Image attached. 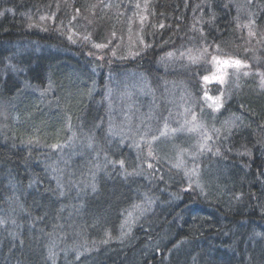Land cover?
<instances>
[{
	"label": "trees",
	"instance_id": "trees-1",
	"mask_svg": "<svg viewBox=\"0 0 264 264\" xmlns=\"http://www.w3.org/2000/svg\"><path fill=\"white\" fill-rule=\"evenodd\" d=\"M123 2L128 15L144 8L150 24L160 26L146 37L147 48L138 57L115 60L85 52L91 40H117L122 28H113L106 7ZM1 17L6 21L0 20V218L13 227L0 232V248L13 252L2 264H32L33 250L37 264H52L49 257L58 264H126L129 258L135 264H175L177 255L180 264H264V0H0ZM75 24L95 27L85 43L67 31ZM213 45L222 57L248 67L234 86L229 83L228 98L221 90L219 109L195 112L212 138L199 149L201 136L175 132L171 148L173 155L181 154L183 166L162 161L150 174L142 169L135 177V165L125 164L128 155L114 153L113 139L131 146L130 137H144L148 108L156 115L165 109L172 120L184 108L198 109L201 103L193 94L205 61L177 81L158 76L155 89L121 84L103 95L99 106L91 101L88 77L102 71L122 83L128 74L151 71L178 46L197 51ZM23 47L35 56L40 72L27 83H13L12 58L20 61ZM58 70L62 83L42 81ZM24 105L30 106L28 114ZM85 105L72 136L66 134L58 116ZM102 107L110 109L105 110L110 124L95 138L92 121ZM66 142L73 157L44 161L55 154L46 147ZM123 162L124 172L105 168ZM187 168L197 183L188 192L180 174ZM137 204L157 210L145 217L147 209L139 210L134 243L115 245L122 216ZM173 226H181L184 238H166Z\"/></svg>",
	"mask_w": 264,
	"mask_h": 264
},
{
	"label": "rangeland",
	"instance_id": "rangeland-1",
	"mask_svg": "<svg viewBox=\"0 0 264 264\" xmlns=\"http://www.w3.org/2000/svg\"><path fill=\"white\" fill-rule=\"evenodd\" d=\"M116 2V1H113ZM117 3V2H116ZM125 2L119 6H110L106 7V10L112 16V26L114 29L118 27L122 28L121 34L118 36L117 40H114L113 37H110L106 42L100 41V43H93L91 40L88 43L87 53L103 56L108 59H118V58H129L127 54H130L132 58L138 57L143 50L147 48L146 37L150 38L152 36V29L158 30L159 25L150 24V17L147 15L144 8L139 9L135 13L128 15V11L124 10ZM93 20L92 14H89L87 17V24L90 25V21ZM79 22L84 24L85 22L78 19ZM252 26L255 24L252 22ZM87 27V26H85ZM95 29L93 25L89 29H86L79 24H75V27L68 28L67 31L70 33H75L74 37L76 40H80L85 43V41L92 35V31ZM116 38V36H115ZM236 40H239L236 38ZM99 46V47H98ZM77 47H83L77 45ZM247 47V46H245ZM237 55V54H236ZM205 61V69H201L200 72L196 75L197 83L194 90V96L197 98V101L200 104L199 108L196 110H190L189 108L182 109L181 113L176 114L175 118H172L166 115L167 110H163L159 115L152 114V109L148 108V112L143 116V121L145 126H148L147 134L140 138L137 136L130 137L129 143L131 146H128L127 142L118 141L113 139V142L116 146L113 147L114 153L117 156L121 154L128 155L125 164L132 163L135 165V177H139L140 170H144L145 174H150L151 170H156V164H161L162 161H175L176 164L180 165L181 168L183 165V158L180 153L173 155L171 148V139L176 137L175 132L181 131L187 135H196L201 136L202 140L196 145L199 149L203 148L205 143L210 141L212 135H209L207 132V127L204 124L198 121L197 112L201 108L208 109L210 107L213 111L219 109L222 105L224 96L228 98L230 95L227 93L229 83L234 86L241 75L246 73L248 65L240 61L239 65H236L234 62L239 61L232 58H225L221 56L218 45H213L211 48L205 49L200 47L197 51H186L181 49L179 46L170 53H165L160 62L151 68V71L145 72L141 71L137 74H128L127 81H123L122 85H130V87L142 85L144 91L158 88V76H164L169 80L177 81L180 78V74L187 72L190 69L199 67L200 63ZM227 61L228 63H225ZM122 59H119L118 63H122ZM254 75H257L255 69H251ZM195 71V70H194ZM198 71V70H197ZM255 71V72H254ZM189 72V71H188ZM151 78L149 79V75ZM207 78V79H205ZM148 80V81H146ZM180 86V85H178ZM187 90H190L191 87H186ZM114 88L111 90L113 93ZM221 90L224 91L221 95ZM170 90L165 91V102L168 101V93ZM170 97H174L175 94H169ZM110 98V96H109ZM172 120V123L170 121ZM141 125H136L134 127L139 128ZM226 129L229 130L231 123L229 121L224 123ZM226 131V130H225ZM143 137V138H142ZM37 147H35L36 149ZM125 148L127 150L121 152V149ZM130 152L129 153V150ZM36 153L39 151L36 149ZM128 153V154H127ZM157 154L159 158L155 155ZM105 160H108L106 156ZM44 161L50 162L49 157L45 158ZM122 166H111L105 165V168L117 170L118 168L124 169L126 165ZM155 164V166H154ZM191 171L187 168L184 171H180L182 182L184 184L185 191H190L193 179H195V174H191ZM106 174H111L114 172H104ZM161 177V176H160ZM184 180V181H183ZM193 183H196L195 181ZM197 183L195 184V186ZM87 188H89L86 185ZM90 189V188H89ZM193 190V189H192ZM194 191V190H193ZM84 192V191H82ZM147 209L146 214L143 216L151 215L153 211L157 208H151V206L145 207V205H133L129 210H127L122 216L121 223L119 225L118 231L115 234L113 243L118 246H125L124 244H133L134 243V234L138 235L139 231L136 229L139 227L137 221L141 216V211ZM10 224V223H9ZM11 225V224H10ZM140 228V227H139ZM13 232V228H12ZM164 233V232H163ZM167 238H172L168 236ZM80 255H76L79 257Z\"/></svg>",
	"mask_w": 264,
	"mask_h": 264
},
{
	"label": "bare ground",
	"instance_id": "bare-ground-1",
	"mask_svg": "<svg viewBox=\"0 0 264 264\" xmlns=\"http://www.w3.org/2000/svg\"><path fill=\"white\" fill-rule=\"evenodd\" d=\"M0 20L6 21V18L1 17ZM3 48L4 46L0 45V56H1V51L3 50ZM26 48L27 47L21 48V55H18V59L20 61H17L15 58H12L13 59L12 62L15 64V68L14 69L11 68L9 70L10 74L13 75L10 82L16 83L18 80L24 79L25 82L27 83L29 82V78L32 77V73L40 72L35 56L31 52H29L28 49ZM117 77L118 76H116L113 73H104L102 71L97 72L96 70L93 71V73H91V75L88 77L86 82H90L92 84L91 101H93L95 106H99L103 95H105L108 92H111L113 88L121 89L123 87L121 83L117 80ZM48 80H52L54 86L62 83L64 80L63 72L60 70L55 71V72H48L47 75L42 79V81H48ZM85 107L86 105L79 106L78 108L80 109H72L71 111L68 112L67 117L64 116L63 114H60L58 116V120L61 123L62 128L65 129L64 132H66V134H69L70 136H72V132H71L73 131L71 130V128H73L72 124L78 123L80 121V118L82 117L81 115L85 111ZM22 109L27 114L31 111L29 105H24ZM99 109L101 108L99 107ZM33 110L34 109H32V113H33ZM105 110L107 111V114L110 112V109H105ZM105 110H103V107H102L103 112L100 115V117H98V119L95 117L94 120L92 121L95 129H93L91 133H94L93 137L95 138L99 136V134L102 132V129L104 127L110 124V119L108 115L106 114ZM16 148L18 150L23 151L22 146L18 145ZM46 148L49 149V151H55V154L49 157V160L52 161L53 163L54 161L57 162L56 160L58 159L60 160L65 155L68 157H73V152L67 146V142L64 144H60L59 146H55V147L52 146V147H46ZM80 152H83V149H80ZM73 167L76 169L80 168L78 167L77 164H75ZM31 179L32 177H30L28 180H31ZM49 180H50V177H49ZM82 187H85V186H82ZM37 192L38 194L42 195L43 188L41 186H38ZM12 228L13 227L8 222H5L4 220L0 218V232H4V233L11 232ZM181 232H182L181 226L180 227L173 226V229L171 231H167L165 233V236L166 238L168 236H172V238H184ZM11 237H14V235H12ZM32 238H36V237H32ZM11 253L13 252L9 246L0 248V264H2V260L6 258L8 255H10ZM28 259L32 264H37L38 256L35 255V250L32 251V254L31 253L29 254ZM49 259L52 262V264H58V262H55V260L51 259L50 257ZM179 261H180V256L177 255L176 260L173 263L180 264ZM126 264H135L134 259L133 258L127 259Z\"/></svg>",
	"mask_w": 264,
	"mask_h": 264
},
{
	"label": "snow or ice",
	"instance_id": "snow-or-ice-1",
	"mask_svg": "<svg viewBox=\"0 0 264 264\" xmlns=\"http://www.w3.org/2000/svg\"><path fill=\"white\" fill-rule=\"evenodd\" d=\"M99 47V46H98ZM225 63H228L227 61H225ZM236 65H239L240 64V61H235L234 62ZM205 79H207V78H205Z\"/></svg>",
	"mask_w": 264,
	"mask_h": 264
}]
</instances>
